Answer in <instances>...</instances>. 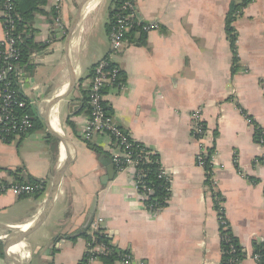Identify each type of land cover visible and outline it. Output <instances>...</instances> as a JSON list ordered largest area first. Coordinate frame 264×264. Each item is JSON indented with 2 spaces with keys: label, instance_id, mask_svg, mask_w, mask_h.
<instances>
[{
  "label": "crops",
  "instance_id": "obj_1",
  "mask_svg": "<svg viewBox=\"0 0 264 264\" xmlns=\"http://www.w3.org/2000/svg\"><path fill=\"white\" fill-rule=\"evenodd\" d=\"M83 1L46 0L32 16L33 39L44 49L30 57L18 90L40 128L0 139V184L33 180L44 187L33 196L0 193V264H80L96 219L110 245L130 256L129 264H220V217L244 253L238 264H258L253 256L264 241V138L256 141L255 132L264 136V0L234 14V51L225 21L242 0H129L139 20L157 29L134 33L113 53L105 29L113 0H92L79 12ZM3 37L0 19V43ZM103 60L121 74L119 86L104 97L113 123L156 154L169 175V199L159 212L146 207L128 171L113 164V179L103 182L113 157L107 139L81 138L89 115L84 94ZM68 92L72 111L66 103L49 114ZM197 124L206 129V141L195 134ZM49 131L67 140V163ZM210 148L207 184L197 158ZM57 178L48 213L30 233Z\"/></svg>",
  "mask_w": 264,
  "mask_h": 264
},
{
  "label": "built area",
  "instance_id": "obj_2",
  "mask_svg": "<svg viewBox=\"0 0 264 264\" xmlns=\"http://www.w3.org/2000/svg\"><path fill=\"white\" fill-rule=\"evenodd\" d=\"M11 9V4L7 2V4H5V12L1 13V18L4 20L1 21L4 30V37L0 43V139L4 141H9L14 137L25 135L32 129V117L29 113H24L18 117H16L14 113L16 109L23 110L30 108L31 103L26 99H20L16 90L12 89L11 82L7 81V78L14 74L16 84L19 87L22 80L26 76L25 71L18 68L16 63H14L18 59L16 40L11 36L10 32L4 28V24H13L12 18L8 15V12L11 11ZM121 10H124L127 13L125 15H119L115 18L114 25L108 34L112 53L120 51L123 48L124 43L126 42V34H128L131 30L148 33L157 29L155 24H144L136 17L130 1H126ZM54 19L56 32L60 37H63L65 33V26L58 14L55 15ZM30 57H35V53L31 54ZM107 66L108 61L103 60L92 70L87 90V104L91 111L88 115L87 122L83 127L81 138L87 142L91 141L95 137L107 139V142L111 146L113 152V164L118 166L119 170L128 171L135 192H137L138 196L145 203L148 199V195H151L153 192L151 189L145 188L141 182L142 171L139 169V166L142 163V156L140 154H132L133 141L113 123L110 116H106L104 113V97L106 93L104 90H110L119 86V83L116 85L114 84L116 75L118 74L117 70L115 68L107 70ZM192 118L197 122L199 116L195 113L192 115ZM194 132L200 141H206L207 131L202 124H197ZM205 154L206 152L203 151L197 158V163L202 168V159ZM131 155H133L134 158H132ZM160 177L164 178L165 182L169 185V175L162 170V168L160 169ZM209 181L212 182L211 176H209ZM141 187H144L142 192L140 191ZM42 190L43 187L41 185L0 184V193L12 192L17 196H33L35 192ZM160 210L161 209H157L155 211L159 212ZM219 223L222 231V237L220 234V239L224 242V244H228V234L223 233L228 229L226 222L222 217H220ZM90 230L93 235L87 244L86 255L80 264H95L98 261V256L106 255L109 252L106 245L96 242L94 235L95 233L100 232V219L93 221L90 226ZM228 252L235 253L236 248L229 245V249L226 253ZM121 258L124 264L130 263L129 255L122 254ZM253 258L256 262H258V264L260 263L258 255H254Z\"/></svg>",
  "mask_w": 264,
  "mask_h": 264
},
{
  "label": "trees",
  "instance_id": "obj_3",
  "mask_svg": "<svg viewBox=\"0 0 264 264\" xmlns=\"http://www.w3.org/2000/svg\"><path fill=\"white\" fill-rule=\"evenodd\" d=\"M129 0H113V10L110 11L109 14V21L105 25L106 32L109 34L112 26L114 25L115 18L119 15H125L127 12L124 10H121L123 4ZM252 0H242L238 4H233L231 6L230 12L226 17L225 21V31L226 36L228 38L230 47L232 51L235 50V43H236V34L234 32V29L232 27V24L234 22V14L236 12H239V10L243 7H245L247 4H249ZM9 2L12 6L11 11L8 12V15L12 18L13 24H4V28L8 30L11 34V36L16 40L17 43V49H18V59L14 62L18 66V68L23 69L24 71L26 69H29V60L31 54L34 52H39L44 49V46L37 44L33 39V30L31 29V21L32 16L39 12L40 8L46 4V0H0V19L1 21H4L1 18V13L5 12V4ZM134 33H137V30H131L128 34H126V39L133 35ZM1 50V48H0ZM26 68V69H25ZM114 68L113 64H109L107 66V70H111ZM121 74L116 75V79L114 84L116 85L119 83ZM7 81L11 82L12 89L16 90L17 94L19 95V98L24 100V97L21 95L20 91L18 90V86L16 84L14 74L10 75L7 78ZM1 86V84H0ZM108 89L104 90V92H107ZM87 96L88 92L84 94V109L87 111V114H90V107L87 104ZM29 108L26 109H16L15 110V116H21L24 113H29ZM104 113L106 116H111L112 112L110 108H108L107 105L104 104ZM70 125V124H69ZM39 124L32 119V129L29 130L28 133L35 129H39ZM261 138H264V136H261V131L257 130L255 132V140L258 141ZM213 149H208V154L206 156H203V169L206 174L207 178V184L208 179L210 176L211 171V164L210 159L213 154ZM132 154L137 155L140 154L142 156V163L139 166V169L142 171L141 173V182L145 188L151 189L152 194L148 195V199L145 202V205L148 209L151 210H157V209H163L167 205V201L169 199V185L165 182V179L160 177V163L159 158L156 154L148 150L146 147H144L141 144L133 142V148H132ZM132 158H134V156ZM122 166V165H120ZM118 168V166H115ZM16 184H28V185H41L37 181H29L28 183H19ZM44 187L43 185H41ZM144 187H141L140 191L142 192V189ZM41 192V191H39ZM39 192H35L33 195H36ZM215 203V209L218 210L217 202ZM224 234H228L229 243L224 244V242L221 241V253H222V259L220 264H238L245 256L242 252L238 241L232 236L231 232L227 229L226 232H223ZM220 234L222 237V231L220 228ZM96 242L99 244L106 245L109 252L106 255L98 256V261H101L104 264H112L114 261H118L121 259L122 252H119L116 247L110 245V239L107 238L106 235L102 234L101 232L95 233ZM229 245L236 248L235 253H226L229 249ZM254 255H258L260 258V263L263 264L264 261V241L261 244H257L254 247ZM84 264V263H82Z\"/></svg>",
  "mask_w": 264,
  "mask_h": 264
},
{
  "label": "water",
  "instance_id": "obj_4",
  "mask_svg": "<svg viewBox=\"0 0 264 264\" xmlns=\"http://www.w3.org/2000/svg\"><path fill=\"white\" fill-rule=\"evenodd\" d=\"M92 0H84L78 7V10L79 12L82 10V8L84 6H86L88 3H90ZM77 10V11H78ZM136 17L139 19V17L136 15ZM74 31V22H72L70 24V27L68 29V34H67V37H66V40H65V51H68L69 49V45H70V41H71V38H72V33ZM72 89H70L71 91ZM70 96V92L67 93V95L65 96V98L63 99H58L56 100L55 102H53L50 106H49V109H48V112L49 114L54 111V110H57L60 105H63V104H68V111L69 113L72 111V102H67L68 98ZM49 135L51 136V138L56 141L59 146L65 151L66 153V161L64 162L67 163V161L69 160L70 157H72L68 151V148H69V144L67 142V140H65L63 137H60L59 135L57 134H54L52 133L51 131H49ZM70 156V157H69ZM108 163H109V166L107 167V175L106 177H104V183L108 182L109 180H112L113 177H114V165L112 163V160L111 159H108ZM63 172V167L61 168V171L59 173V178L61 177V174ZM58 179V178H57ZM59 180V179H58ZM58 188H59V182L57 181V183L55 182V184L53 186L50 187V189L48 190V192L45 194V206L48 205V208L45 212L44 215L41 214V216L39 217V219L35 222V224L32 226L31 230H30V233H33L40 225V223L44 220V218L46 217L47 213H48V209L50 207V204L53 200V198L55 197V195L57 194L58 192ZM44 206V207H45ZM11 258V257H10ZM9 258V259H10ZM11 260V259H10Z\"/></svg>",
  "mask_w": 264,
  "mask_h": 264
},
{
  "label": "bare ground",
  "instance_id": "obj_5",
  "mask_svg": "<svg viewBox=\"0 0 264 264\" xmlns=\"http://www.w3.org/2000/svg\"><path fill=\"white\" fill-rule=\"evenodd\" d=\"M80 15V14H79ZM65 95H59V99H62L63 97H64ZM59 179V178H58ZM56 180L55 182L57 183V181L59 182V180ZM47 208H48V205H47V207H46V209H45V211H44V213L42 214V215H44L45 214V212H46V210H47Z\"/></svg>",
  "mask_w": 264,
  "mask_h": 264
},
{
  "label": "rangeland",
  "instance_id": "obj_6",
  "mask_svg": "<svg viewBox=\"0 0 264 264\" xmlns=\"http://www.w3.org/2000/svg\"><path fill=\"white\" fill-rule=\"evenodd\" d=\"M111 5H112V2L110 1V2L108 3L107 7H106V10H105L106 13L108 12L109 7H111ZM103 14H104V13H103ZM62 111H64V110H62Z\"/></svg>",
  "mask_w": 264,
  "mask_h": 264
}]
</instances>
